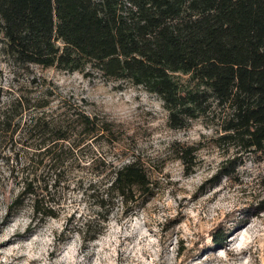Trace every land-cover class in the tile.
I'll use <instances>...</instances> for the list:
<instances>
[{
  "label": "rangeland",
  "instance_id": "rangeland-1",
  "mask_svg": "<svg viewBox=\"0 0 264 264\" xmlns=\"http://www.w3.org/2000/svg\"><path fill=\"white\" fill-rule=\"evenodd\" d=\"M2 38L0 264H264V151L243 153L231 174H221L236 151L216 144L213 125L195 119L173 128L163 100L143 87L18 63ZM81 111L111 131L85 135ZM57 128L68 139L57 140ZM190 145L199 149L185 160L181 148ZM135 159L150 174L152 194L112 198L92 223L102 228L98 238L85 240L83 223L96 216L112 170ZM27 182L55 216L32 220L30 195L5 219Z\"/></svg>",
  "mask_w": 264,
  "mask_h": 264
},
{
  "label": "trees",
  "instance_id": "trees-1",
  "mask_svg": "<svg viewBox=\"0 0 264 264\" xmlns=\"http://www.w3.org/2000/svg\"><path fill=\"white\" fill-rule=\"evenodd\" d=\"M0 33L4 51L18 63L129 82L163 100L171 127L195 119L213 125L216 144L236 151L221 174H231L243 153L264 151V0H0ZM77 113L85 135L111 131L108 121ZM54 133L57 140L69 137L61 128ZM198 149L181 148L180 157L191 159ZM112 171L96 216L83 223L91 233L85 240L98 238L102 228L93 230L92 223L112 198L128 203L136 192L152 194L139 160ZM30 195L32 220L56 215L27 182L5 219ZM34 228L31 222L27 231Z\"/></svg>",
  "mask_w": 264,
  "mask_h": 264
}]
</instances>
